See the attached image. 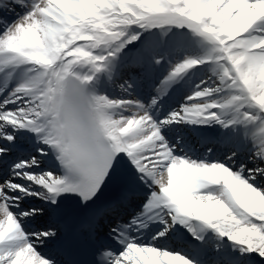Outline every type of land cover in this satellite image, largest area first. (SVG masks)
<instances>
[{"label": "snow or ice", "instance_id": "6c2138e0", "mask_svg": "<svg viewBox=\"0 0 264 264\" xmlns=\"http://www.w3.org/2000/svg\"><path fill=\"white\" fill-rule=\"evenodd\" d=\"M0 264H264V0H0Z\"/></svg>", "mask_w": 264, "mask_h": 264}]
</instances>
